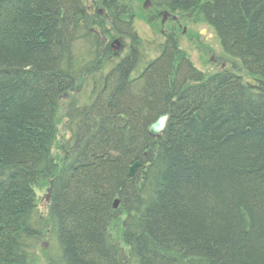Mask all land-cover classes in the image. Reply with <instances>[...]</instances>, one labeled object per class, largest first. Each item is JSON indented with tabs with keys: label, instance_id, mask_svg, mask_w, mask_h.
Returning <instances> with one entry per match:
<instances>
[{
	"label": "trees",
	"instance_id": "1",
	"mask_svg": "<svg viewBox=\"0 0 264 264\" xmlns=\"http://www.w3.org/2000/svg\"><path fill=\"white\" fill-rule=\"evenodd\" d=\"M149 2L210 27L235 72H199L171 25L142 42L135 0H0V264L46 230L57 264H264V0Z\"/></svg>",
	"mask_w": 264,
	"mask_h": 264
},
{
	"label": "rangeland",
	"instance_id": "2",
	"mask_svg": "<svg viewBox=\"0 0 264 264\" xmlns=\"http://www.w3.org/2000/svg\"><path fill=\"white\" fill-rule=\"evenodd\" d=\"M144 0H135V20H134V27L136 32L139 34L140 40L143 41H152L159 37V24L156 21H153V18L149 17V10L148 7L143 8L142 3ZM85 4L91 8V3L89 1H85ZM139 7H142V10H139ZM90 11H93L91 8ZM171 23V22H170ZM168 23V24H170ZM178 23L180 25L185 26L186 31L184 34L180 35L179 42L180 47L189 55V58L192 62V65L203 72L206 73H213L219 70V67L221 64L224 63L225 70L226 69H234V66H236L233 62H229V59L223 54L220 44L217 40V38L214 36L212 30L207 25H204L203 23L196 22L191 19L187 18H181L179 19ZM172 24V23H171ZM170 27V26H168ZM177 28V25H176ZM180 30L179 28H177ZM158 33V34H157ZM199 33L201 35H199ZM180 34V33H179ZM161 35V34H160ZM102 41L106 40L103 35L99 36L97 35ZM128 46V44H126ZM152 52L153 48L147 46ZM127 50V48H126ZM125 50V52H126ZM100 55L104 56V49L100 48L99 50ZM142 55L147 59L148 57L150 59L154 58L153 54H150V56L147 57L146 51H141ZM214 55V59L216 60V63L209 62L208 59L210 56ZM101 67H109V64H107L105 61H100ZM223 66V65H222ZM234 71V70H233ZM235 72V71H234ZM229 74H233L232 72H229ZM245 78H248L247 75L244 76ZM249 81H251V84H253V81L248 78ZM74 92V95L78 94V90ZM59 129H62L61 125L59 124ZM56 151H54L55 154ZM44 189L36 190V195L38 198V210L42 215H46L47 212V203L44 199ZM48 230L45 231V235L40 240L36 252L31 256L30 263L29 264H57V255L58 251L56 248V239L55 242L53 240V237L48 234Z\"/></svg>",
	"mask_w": 264,
	"mask_h": 264
},
{
	"label": "bare ground",
	"instance_id": "3",
	"mask_svg": "<svg viewBox=\"0 0 264 264\" xmlns=\"http://www.w3.org/2000/svg\"><path fill=\"white\" fill-rule=\"evenodd\" d=\"M135 20V19H134ZM132 29H133V31L135 32V34L137 35V37L138 38H140L139 37V34L136 32V30H135V27H134V21H133V24H132ZM159 35H160V33H159ZM121 40L122 42H126V39H124L123 37L121 38V37H118V38H115V39H112L111 41H109L108 39H106L105 41H107L108 43H109V46H110V50L114 53V56H118V55H123L124 54V52H125V49L124 48H122L121 50H120V53L119 54H115V52L112 50V42L114 41V40ZM199 72H201L202 74H208V73H206V72H203V71H200L199 70ZM99 78L100 77H98V76H96V80H99ZM249 83L251 84V81H249ZM89 87L90 88H88L87 89V91H86V93L87 94H89V95H91L92 94V91H94V89H95V85H93V87H92V85H89ZM92 91H91V90ZM95 93H96V91H94ZM75 93H77V92H75ZM78 93H79V90H78ZM166 116L167 118H166V122H167V119H168V114H160V115H158L155 119H154V121L153 122H155L160 116ZM152 122V123H153ZM151 124V123H150ZM149 124V125H150ZM166 125V124H165ZM162 133V132H161ZM161 133L159 134V135H161ZM136 163H140V165H141V161H139V160H135L134 162H133V164H131L130 166H129V168L132 166V165H135ZM137 170V169H136ZM135 173V172H134ZM52 180H50L49 181V184H48V186H46V187H44V188H41V189H44V191H45V193H44V199H45V201H46V203L48 204L49 203V200H50V195H51V189H52ZM48 189H50L49 191H48ZM36 190H39V189H36ZM35 193H36V191H35ZM37 196V195H36ZM117 198H115L114 200H113V203H112V207H113V209H117L118 208V206H119V200H116ZM115 201H117V202H115ZM37 205H38V198H37ZM111 225H116L114 222H112V224Z\"/></svg>",
	"mask_w": 264,
	"mask_h": 264
},
{
	"label": "water",
	"instance_id": "4",
	"mask_svg": "<svg viewBox=\"0 0 264 264\" xmlns=\"http://www.w3.org/2000/svg\"><path fill=\"white\" fill-rule=\"evenodd\" d=\"M149 4V0L145 1L144 6H147ZM159 14H162V12H160ZM167 15V13L164 14V17ZM166 116L162 115L160 116L155 122L151 123L148 127H147V132L152 136V137H158L159 134L161 132H163L164 128H165V124H166ZM140 166V163H136L135 165H132L129 170H128V174L129 176H132L134 174V172L136 171L137 167ZM52 183V182H51ZM50 189H48L49 191ZM118 200V199H116ZM117 202V201H115Z\"/></svg>",
	"mask_w": 264,
	"mask_h": 264
},
{
	"label": "flooded vegetation",
	"instance_id": "5",
	"mask_svg": "<svg viewBox=\"0 0 264 264\" xmlns=\"http://www.w3.org/2000/svg\"><path fill=\"white\" fill-rule=\"evenodd\" d=\"M167 23H168V21L165 22V24H164L165 27H166V24H167ZM169 25H170V24H169ZM177 26H178V25H177ZM179 26H180V25H179ZM165 27H164V28H165ZM173 27H175V26H173ZM164 31H165V29H164ZM162 33H164V32H162Z\"/></svg>",
	"mask_w": 264,
	"mask_h": 264
}]
</instances>
